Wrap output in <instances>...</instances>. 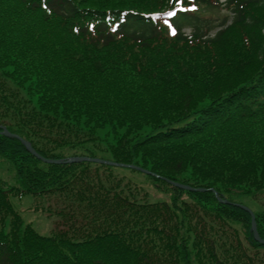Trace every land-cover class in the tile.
Segmentation results:
<instances>
[{
    "label": "trees",
    "instance_id": "obj_1",
    "mask_svg": "<svg viewBox=\"0 0 264 264\" xmlns=\"http://www.w3.org/2000/svg\"><path fill=\"white\" fill-rule=\"evenodd\" d=\"M169 2L0 0V127L46 159L156 175L44 164L0 135V166L14 173L11 185L0 180V264H264L250 215L235 205L236 195L264 197V73L231 91L217 85L219 73L255 68L257 48L235 47L230 34L264 0H225L230 26L177 13L173 36L149 16ZM223 46L240 50L221 59ZM27 196L38 203L26 211L62 227L43 236L24 225L12 198ZM254 215L264 240V209Z\"/></svg>",
    "mask_w": 264,
    "mask_h": 264
},
{
    "label": "rangeland",
    "instance_id": "obj_2",
    "mask_svg": "<svg viewBox=\"0 0 264 264\" xmlns=\"http://www.w3.org/2000/svg\"><path fill=\"white\" fill-rule=\"evenodd\" d=\"M157 1V0H155ZM184 4L189 6L195 5V13L200 17H205L210 20H213L216 24L222 22L225 18L231 17V12L229 9L226 8H208L199 5L194 0L188 1L183 0ZM246 15V22L245 25L247 28L242 26L233 28V32L230 34V40L234 46L240 45H248L247 43L253 44L257 48V53L254 57L250 58V64L253 65L255 68H251V73L247 74L248 69L244 72L243 75H229L228 77L221 76L219 73L217 85L221 87V91H231L237 88L238 84L241 82H245L246 80L250 79L253 74L256 73H264V5H258L255 7H251L247 9ZM186 33H189V30H185ZM240 48L238 50H240ZM238 50L232 48L231 46H223L220 48L217 57L220 56L222 59L226 55H237ZM210 52L209 54H214L215 50L210 47L207 50ZM202 55L201 57V64L202 66L207 67L206 61L208 55ZM233 69V67H232ZM240 78V79H239ZM227 87V90L224 88ZM196 90L198 93L205 92L202 86H196ZM138 181H142V177H137ZM0 180L6 182L7 184L11 185L14 183V173L12 169L7 163H2L0 166ZM161 196V195H159ZM235 201L242 203L246 207H248L251 211L256 212L260 209H264V197L258 196L257 198L252 197H241L236 195ZM12 203L14 208L19 211L21 214V218L23 220L24 225H29L33 228L34 231L37 233L49 236L51 232L55 231V229H60L61 223L54 217L49 216V214H44L43 212H34L30 213L26 211L30 206L33 204L38 203L37 200L33 199V197H23L22 199L18 200L16 198H12Z\"/></svg>",
    "mask_w": 264,
    "mask_h": 264
},
{
    "label": "water",
    "instance_id": "obj_3",
    "mask_svg": "<svg viewBox=\"0 0 264 264\" xmlns=\"http://www.w3.org/2000/svg\"><path fill=\"white\" fill-rule=\"evenodd\" d=\"M1 129V134L7 138H11V139H17L19 140L23 146L25 147V149L27 150V152L29 154H31L32 156H34L36 159H38L39 161L43 162V163H46V164H54V165H62V164H73V163H84V162H87V163H95V164H102V165H107V166H112V167H123V168H128V169H132V170H135L137 172H140L142 174H145V175H150V173L144 169H141L139 167H136V166H127V165H121V164H116V163H112V162H109V161H104V160H100V159H93V158H86V157H72V158H68L66 160H48V159H45V158H42L40 155H38L31 147V145L24 141L23 139L19 138L18 136L14 135V134H11L9 133L5 128H0ZM171 185L177 187V188H180L182 190H186V191H200V192H203L205 190L203 189H191V188H188V187H185V186H181V185H178V184H175L173 182H169ZM224 204H227L226 202H223ZM244 211H246L247 213L250 214V217H251V226H250V232L252 233L253 235V238L254 240L259 243V244H262L264 245V240H261L257 234V230H256V225H255V219H254V216L252 215V213L245 207H241Z\"/></svg>",
    "mask_w": 264,
    "mask_h": 264
},
{
    "label": "snow or ice",
    "instance_id": "obj_4",
    "mask_svg": "<svg viewBox=\"0 0 264 264\" xmlns=\"http://www.w3.org/2000/svg\"><path fill=\"white\" fill-rule=\"evenodd\" d=\"M176 8L172 11H169L166 13L167 16H176L177 11L183 12V11H194L195 10V5L190 6L189 8L185 9L182 7V0H175ZM43 7L46 10H51V5L49 3H44ZM165 24L169 26L170 31L172 34H175V28L172 27V24L168 21H164Z\"/></svg>",
    "mask_w": 264,
    "mask_h": 264
}]
</instances>
